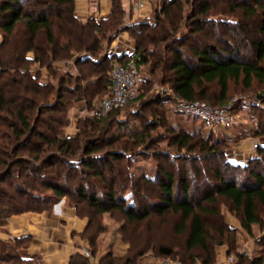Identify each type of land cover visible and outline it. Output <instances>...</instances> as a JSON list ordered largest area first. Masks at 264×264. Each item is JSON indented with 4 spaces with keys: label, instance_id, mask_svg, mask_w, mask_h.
Instances as JSON below:
<instances>
[{
    "label": "trees",
    "instance_id": "1",
    "mask_svg": "<svg viewBox=\"0 0 264 264\" xmlns=\"http://www.w3.org/2000/svg\"><path fill=\"white\" fill-rule=\"evenodd\" d=\"M227 1L232 12L240 10L244 17L262 16L259 24L260 34L252 39L254 59L245 58L235 42L230 39H222V41L218 36L215 41H205L201 45L193 46L191 48L193 57H188L183 48L184 41L179 42L177 38L168 42L172 33L177 31L185 18V4H190L192 7L188 17L193 25L192 31H199L204 29L205 24L213 21L209 18L215 11L216 3L213 0H168L166 4L155 10L156 20L153 22L141 20L138 28H132V35L137 39L138 55L135 58L137 65L149 62L154 73L160 68L167 69L170 74L165 80L175 94L188 100L200 99L217 106L231 100L229 91L233 81L240 82L248 88L255 82L264 85V0ZM113 2V10L109 16L98 20L92 14L84 22L74 12V0H33L28 7L24 0H0V28L4 31L3 39L0 41V149L8 144H14L12 150L7 151L8 153L12 151L10 153L12 154L23 145H33L34 148L29 149L31 152L44 149L50 144L56 146L63 151L62 154L55 153L56 155L46 157L43 160L44 165L54 168L56 162L64 161L68 166L75 167L74 164L77 162L82 168L83 179L77 184L76 189L82 194L81 199L87 202L89 210L95 207L96 211L105 212L115 207L121 209L128 219L134 222L148 217L152 209L160 214L170 211L180 213L182 219L176 225V230L178 234H185L184 255L182 251L167 245H160L156 252L166 257H179L181 264H195L196 258L201 259V264H216V247L205 216L216 213L218 199L223 197L229 202L231 209L241 217L246 229L251 230L253 223L262 220L264 141L260 144L259 157L253 158L245 165L228 159L225 167L218 168L214 172L215 184H207L203 188L198 186L193 189L188 176L182 170L177 179L173 171L161 167L158 178H154L152 183L159 192L158 199L150 203L146 199L145 201L148 202L138 201L135 198L137 204L125 208L116 200L113 187L105 195L101 190L88 187L89 185L84 184V180L89 176L88 173L105 178L108 166H114L113 159L120 160L124 156L121 154L122 150L100 154L98 142L89 134L94 133L95 130L103 131L113 121L115 126L122 124V127H125L126 123H123L125 120H121L124 118L118 115L130 102L114 108L106 116L93 114L81 117L79 120L81 127L75 137H63L59 134V127L68 123L69 112L76 101L86 99L91 105H95L96 96L106 95L112 84L113 66L130 59L128 55L102 54V39L108 37L110 41L114 31L122 29L121 24L126 13L122 0H113ZM22 18L25 20L23 28L17 26ZM245 21L244 19L237 25L243 29L246 26ZM188 37L189 35H186L185 38ZM151 43L156 48L149 49ZM30 51L35 53L33 58L28 56ZM72 57L77 67L76 77L73 76L76 71L71 67L59 76L56 84L42 82L40 75L31 68L32 63L47 65L50 75L58 77V72L53 68L54 60ZM70 80H75V84H68ZM51 94H55V101L49 102ZM144 96L139 81L137 98L142 99L144 107L152 104L163 106L165 100H172L169 94L162 92L152 93L149 97ZM144 107L143 110H137L140 111L138 113L133 110L135 115L132 114L131 119L141 117L144 114ZM45 114H48L46 118H44ZM103 121H106V124L99 126L98 124ZM160 121L161 119L150 118L144 121V129H140V134H137L138 137L139 135L142 137V142L152 138L146 128L153 127L156 123H161ZM42 122L51 123V126L48 125V129H41ZM3 126L11 127L13 133L2 134ZM49 129L53 133L49 132ZM258 134L264 137L262 115H260ZM177 135L173 137L175 142L182 147L191 145L193 140L191 134L184 133L180 137ZM22 136L25 138H21ZM81 142L83 154L80 155L79 161H76V158L71 156L77 153ZM110 142L112 143L113 140ZM128 148L124 146V150ZM201 148L213 150L216 147L203 141ZM99 161H104L102 168L96 165ZM254 163L255 165L252 166ZM53 172L55 171L45 172L42 175V185L51 188L59 196L69 194L70 191L64 183L71 177L70 173L69 176L67 174L63 176V170L56 174ZM241 173L243 179L238 183L237 178ZM63 180L64 183L61 182ZM144 182L149 183L150 179L146 178ZM91 183L92 186L95 185ZM137 187L136 183L133 188L139 195ZM87 190H90V194L86 192ZM99 195L103 198H98ZM11 197L7 202L0 200V218L30 210L50 209L47 198L40 195L24 200L14 195ZM73 203L77 212L88 216L91 223L95 212H83L77 200ZM99 232L101 230L86 229L84 235L89 237L93 245L92 257H85L76 251L70 257V264H93L91 259L97 252L96 238ZM219 232L223 234L224 227H220ZM27 244L26 236L17 237L15 243L0 238V264H37L35 259L22 255L20 248ZM131 248L121 256H116L112 250L104 253L98 258V264H139L138 257L144 254L145 249L139 247L130 254ZM147 248H150V245ZM236 255L235 264H264V255H256L252 259L246 258L242 252Z\"/></svg>",
    "mask_w": 264,
    "mask_h": 264
},
{
    "label": "rangeland",
    "instance_id": "2",
    "mask_svg": "<svg viewBox=\"0 0 264 264\" xmlns=\"http://www.w3.org/2000/svg\"><path fill=\"white\" fill-rule=\"evenodd\" d=\"M24 1L26 7H28V4L32 3L33 0ZM110 1L111 7H108V9L104 7L102 11L100 8L102 2L100 0H74V12L76 13V8L80 3H84L85 10L88 8L89 11H99L96 15V18L99 20L103 15L109 16L111 14L114 2L113 0ZM139 1L143 0H131V3L135 6L131 14L128 15L126 11L121 24L122 29L114 31L112 36H110V41L108 37L107 39H102L103 55L108 53L110 44L115 42L118 38L117 36L122 37V40L123 37L131 40L137 49V39L132 35V28H138V23L141 20H152V22L156 20L155 10L168 2V0H148L146 7L141 8L138 7ZM213 1L216 3L214 6L215 11L212 12L209 18L213 21L205 24L204 29L199 31H192L193 25H191V20L188 19L192 12V7L190 4H185V18L177 31L172 33L168 42H172L177 38L179 42L184 41L185 47L183 48L185 49V54L191 58L193 57V53L191 52L193 46L201 45L205 41H215L216 36H218L221 40L230 39L232 42H235L245 58L254 59L255 50L252 39L260 34L259 24L261 23L262 16L244 17V14L240 10L232 12L231 8L227 5V0ZM108 10H111L110 14H105ZM139 11L141 12L138 15ZM89 16L90 14L88 15L87 13L86 16L81 15L78 17L86 22ZM244 19L246 20V26L242 29L237 24ZM237 20L240 21L237 22ZM24 22L25 20L22 18L19 20L17 26L23 28ZM3 32L0 28V41L3 39ZM186 35H189V37L185 38ZM153 48H156V46L152 43L149 44V49ZM34 54V51H30L28 56L33 58ZM150 66L151 63L149 62L138 66L141 93L145 94L144 97H149L152 93L162 92L169 94L173 100L172 94L161 91L162 87L169 86L172 88L165 80L170 71L160 68L154 73L151 71ZM71 67L73 71H76L73 74L75 78L77 67L74 63V57L54 60L53 68L58 72V77L50 75V69L47 65H41L40 63H32L31 65L33 71L40 75L42 82H51L53 84H56L59 76ZM74 81L70 80L68 84L74 85ZM229 95L231 97L230 101L233 102V109L230 110V113L233 114V119L229 123L219 121L213 125L209 124L198 113L181 111L172 100H165L163 106L152 104L144 107L145 104H143L142 99L136 98V100L123 107L118 115L124 118H121V120H125L123 122L126 123L125 127H122V124L115 126V121H113L103 131L95 130V132L93 131L94 133L89 134L98 142L100 154H110L112 150H122L121 154L124 156L120 160L113 159L112 163L114 166H108L105 178L95 177L93 174L88 173L89 176L85 178L84 184L89 185L88 187L90 188L93 187V189L101 190L102 194L105 195L113 187L116 200L127 208L132 204H137L139 200L151 203L158 199L159 192L152 183L154 178H158L161 167L173 171L177 179L180 177V171L182 170L188 176L194 189L198 186L203 188L207 184H215L216 178L214 172L218 168L225 167L228 159L234 163L245 165L253 158L259 157L260 144L264 141V137L258 134L260 115L264 117V85L255 82L252 87L248 88L240 82L233 81L231 82ZM104 96H96L95 100L97 103ZM52 101H55V94L49 96V102ZM76 103L69 112L68 123L59 127V134L63 137L77 136L81 127L79 125L80 118L93 115L92 108L97 104L91 105V103L86 101L85 106L79 103L78 111L82 107H85L86 110L81 112L80 116H75L77 115L74 113L75 107H77ZM143 107L144 114L141 117L131 119L133 117L132 114L135 115L136 112H140L137 110H143ZM133 110H136L135 113ZM47 115L45 114L44 118ZM149 118L151 120L161 119V123L158 122L155 125L153 124V127L146 128L147 131H150L152 138H147L145 142H142V137L140 135L138 137L137 134H140V129H144V121ZM105 122L103 121L98 125H105ZM48 125L51 126V123L42 122L40 123V128L48 129ZM1 128V133L4 135L13 133V129L9 126ZM48 131L52 132L50 129ZM184 133H189L193 137L189 147H182L173 138L177 134L178 137L183 136ZM4 135L2 136L6 137ZM21 138L24 139L25 136ZM110 140H113V142L111 143ZM203 141L211 145L213 144L216 148L213 150L202 149ZM256 143H259V145L256 146ZM13 145L8 144L0 149V200L2 199V201L7 202L13 195L23 200L25 198L33 199L35 196L40 195L47 198L48 206H50V209L44 210H51L53 206L65 200V202L74 206L73 202L77 200L83 212H95L92 222L88 221L86 224V229L88 230H101L96 238L97 252L93 259H91L93 264H98V258L104 253L112 250L113 253L117 252V254H120L118 256H121L128 252L130 247L133 248H131L130 254L137 251L139 247L145 249L144 254L138 257L139 264H164V262L172 263L175 260L181 263L179 257H166L156 252V249L160 245H167L175 247L178 251H182V254L184 253L185 234H178L176 230V225L182 219L180 213L170 211L160 214L156 213L155 209H152L148 217L134 222L130 221L121 209L115 207L105 212L96 211L95 207L89 210L87 202L81 199L80 196L82 194L76 189L77 184L83 179L82 168L77 162H75L74 167L73 165L68 166V163L64 161H58L55 163V167L51 168L48 165H44L43 160L55 153L62 154L63 151L59 150L56 146L50 144L48 147H46L47 145L45 146L46 149L33 150L35 152H31L29 149L34 148L33 145H23L17 151L10 154L12 151L9 153L7 151L12 150ZM124 146H128L129 148L124 150ZM82 147L83 144L81 142L77 153L71 156L76 158V161H79L80 155L83 154ZM96 165L102 168L104 161L96 162ZM254 165L255 163L252 166ZM52 170L55 171L53 172L55 174L63 170V176L66 174L69 176L70 173L71 177H69V180L65 181V183L64 180L61 181L67 185V189L70 191L69 194L65 193L59 196L51 188L42 185V175ZM146 178L150 179L149 183L144 182ZM242 179L243 173L237 178V182L241 183ZM90 182H93L95 185L92 186ZM136 183L139 195L135 193L136 189L133 188ZM86 192L90 194V190ZM98 198L103 197L99 195ZM145 199L148 201H145ZM216 209V213L205 216L209 232L213 236V242L216 247V264H235L238 252L244 253L248 259H252L256 255H264V211L261 213L262 220L258 223H253L251 230H248L244 227L241 217L231 209L229 202L225 198L219 197ZM81 215L85 216L84 214ZM3 218L5 217L0 218V221ZM220 227H224L225 232L223 234L219 232ZM86 237L89 242L87 243L93 248L89 237ZM120 243L125 248L118 251ZM149 245L150 248H147ZM231 256L234 257L233 261L229 260ZM224 257L227 258V261L222 260ZM195 264H201V259L196 258Z\"/></svg>",
    "mask_w": 264,
    "mask_h": 264
},
{
    "label": "crops",
    "instance_id": "3",
    "mask_svg": "<svg viewBox=\"0 0 264 264\" xmlns=\"http://www.w3.org/2000/svg\"><path fill=\"white\" fill-rule=\"evenodd\" d=\"M100 1L102 2L100 4L102 11L104 7L106 9L111 7L110 0ZM122 2L127 14H131L135 5L131 3V0H122ZM83 4L80 3L76 8L78 16H86L87 13L88 15L93 14L96 16L99 12L97 10L95 12L94 10L89 11L87 6V10H85ZM110 12L111 10H108L105 14H110ZM140 12H138V15ZM103 17L107 16L103 15ZM124 39L126 40L124 37L123 40L122 37H119L115 42L121 47L131 42V40L126 42ZM131 43L133 44V42ZM86 101V99H83L76 103L77 107H75L74 113L77 115L75 116H80L81 112H83L82 109L85 108H80L79 112V103L85 105ZM65 201L53 206L51 210H30L3 218L0 221V238L15 243L17 237L26 236L28 244L20 248L22 255L33 258L36 262L38 258H41V264H70L71 255L78 251L81 244L88 241L84 232L86 231V224L89 218L79 214L76 206H71ZM123 248L125 246L120 243L117 250H124ZM114 254L116 256L120 255L117 252Z\"/></svg>",
    "mask_w": 264,
    "mask_h": 264
},
{
    "label": "built area",
    "instance_id": "4",
    "mask_svg": "<svg viewBox=\"0 0 264 264\" xmlns=\"http://www.w3.org/2000/svg\"><path fill=\"white\" fill-rule=\"evenodd\" d=\"M147 2L148 0L139 1L138 7H146ZM117 37L119 38V36ZM125 41L128 42V39ZM108 54L128 55L130 59L126 62H118L113 66L111 71L112 84L105 97L99 101L94 108H92V114L97 116H106L114 108L136 100L139 91L140 71L135 61V58L138 55L135 44L129 42L121 47L116 42H113L110 44ZM161 91L172 94V101L177 108L198 113L211 125L219 121L229 123L233 119V114L230 113V110L233 109V102L231 101L217 106L200 99L188 100L182 98L175 94L173 89L169 86L162 87ZM85 110V108L82 109V111ZM258 145L259 143H256V146ZM88 243L81 244L77 252H80L85 257L91 258L92 248ZM222 260L227 261V258L224 257ZM229 260L233 261L234 257H229ZM36 263L41 264V258H38ZM172 263L181 264L178 260H175ZM172 263L164 262V264Z\"/></svg>",
    "mask_w": 264,
    "mask_h": 264
}]
</instances>
